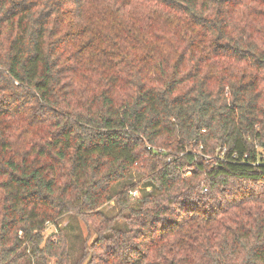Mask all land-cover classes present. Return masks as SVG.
Masks as SVG:
<instances>
[{"label":"trees","instance_id":"1","mask_svg":"<svg viewBox=\"0 0 264 264\" xmlns=\"http://www.w3.org/2000/svg\"><path fill=\"white\" fill-rule=\"evenodd\" d=\"M71 214L77 264H264V0H0V264Z\"/></svg>","mask_w":264,"mask_h":264},{"label":"rangeland","instance_id":"2","mask_svg":"<svg viewBox=\"0 0 264 264\" xmlns=\"http://www.w3.org/2000/svg\"><path fill=\"white\" fill-rule=\"evenodd\" d=\"M143 175L137 172H132L128 179L125 181L119 182L114 185L112 191L117 194L120 191L124 190L127 185H135L143 180ZM152 187L150 185L142 184L138 187V196L135 198L142 197L145 193L151 192ZM136 191V190H135ZM134 192V191H133ZM137 199H132V207H137ZM101 212L104 213L108 218H114V226L118 229H126V223L118 215L121 213V208L116 201L106 204L101 208ZM125 214V213H124ZM100 227L101 224L99 225ZM63 234L68 243V252L70 257V264H77L83 255V247L85 242L89 245L97 239V231L82 219L76 215H66L56 225H51L46 231V236H52L55 234ZM54 260L52 261V263Z\"/></svg>","mask_w":264,"mask_h":264},{"label":"built area","instance_id":"3","mask_svg":"<svg viewBox=\"0 0 264 264\" xmlns=\"http://www.w3.org/2000/svg\"><path fill=\"white\" fill-rule=\"evenodd\" d=\"M131 194H132L133 197H137V196H138V192H137V190L134 191V192H132Z\"/></svg>","mask_w":264,"mask_h":264}]
</instances>
